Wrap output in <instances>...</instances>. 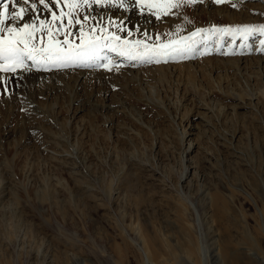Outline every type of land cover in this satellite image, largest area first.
Wrapping results in <instances>:
<instances>
[{"label": "rangeland", "instance_id": "374dc122", "mask_svg": "<svg viewBox=\"0 0 264 264\" xmlns=\"http://www.w3.org/2000/svg\"><path fill=\"white\" fill-rule=\"evenodd\" d=\"M111 4L139 16L118 37L192 52L144 61L117 47L84 72L15 73L0 98V264H225L226 236L264 232V0ZM110 35L93 36L125 41ZM263 236L246 249L261 264Z\"/></svg>", "mask_w": 264, "mask_h": 264}, {"label": "bare ground", "instance_id": "6f19581e", "mask_svg": "<svg viewBox=\"0 0 264 264\" xmlns=\"http://www.w3.org/2000/svg\"><path fill=\"white\" fill-rule=\"evenodd\" d=\"M2 1L3 0H0V2H2ZM37 1H39V0H29V3L26 4V5L21 4V5H17L16 7H14L12 4L8 3V0H5L4 3H3V6L5 4H8L9 13H11L13 11H18L20 6H23L26 9V12L24 13V19L23 20L17 19L15 21H6V22H8L6 24V26H8L9 24H15V26L19 28V27H22V25L25 24V23H32L33 21H35L37 27L42 28V31L36 32V34H35L36 35V40L35 41L39 42V44H40V37L43 36V46H45V47L47 46V43H48V35H47V33H48L49 27L52 28L54 36H55V39L58 40V41H62V38L63 39L70 38V39H68L70 41V43H73L74 39L79 40L78 43L79 42L82 43V41L79 38L80 34L75 33V35H74V33L71 30L63 31V29H62L61 25H65V27L71 26V25L68 24V19H67L69 17L68 14H69L70 10H71V17L74 16L76 18V20L73 23L74 25L72 24V26H71L72 29L73 30H77L78 25H80L79 27L83 28L84 34L88 35V36L97 35V30H99L102 27L105 30H107L108 33H111V34L115 35V33L112 32L113 28L118 29V31L120 33V28L124 27L121 24L128 23V24L131 25V23H135L133 15H135L136 19H138L137 17H139L137 14L134 13L135 9L132 8V6H129L125 10V13L128 14V15H124V11L122 9H119L118 7L112 5L111 3H108V5L100 4V3H94L93 5H89V4L83 3V0H81V2L79 4L69 5V4L64 3V0H60L59 4H56L55 0H45V2L48 5V7L46 8L43 5H39V2H37ZM32 4L36 5L35 9H33L31 7ZM3 6L0 8V11H3ZM88 6H89V8H88ZM110 6L112 8H109ZM213 7L214 6H212V8ZM143 8H144L143 6L140 7V11H141L140 16H142L145 13L142 10ZM182 8H184L185 11H187L186 7L182 6ZM106 9H108L107 10V15L105 14V15L98 16V13L100 11H103V10H106ZM225 9H228V8L225 7ZM47 10H52V11L54 10L56 12V14H57V17L60 18V20L59 19H54L53 13H48ZM119 10L121 12H119ZM112 11H114V12H112ZM212 11L214 12L215 16L224 17L225 20L229 19L228 16H223V14H222V13H225V10L219 11V10H215L213 8ZM194 13L196 14V16L201 14V12H198V11H196ZM56 14H55V16H56ZM42 15L44 16L43 18H41ZM34 16H36L37 18L36 17L33 18ZM128 16H129V18H128ZM151 18L152 17H149V19L147 21H143L142 24L148 25L151 28H153L155 30V33H159V32L161 33V34H158L156 40H158L159 38L162 39L163 38L162 37V33L163 32H161V31H163V29L160 28V27H156L155 26V23L157 24L158 22H161V20L154 19V21H153V19H152V21H150ZM214 20H216V18H214ZM41 21H44L43 25H41V23H40ZM77 21H79V23H77ZM114 23H116V24H114ZM117 24L120 26V28L117 26ZM160 25L161 24H159V23L157 24V26H160ZM97 27H99V28H97ZM57 28H60L63 31V33L57 32L56 31ZM123 29H124L123 31L125 33H128L127 30H125V28H123ZM139 29L135 33H137V35L140 36V38H144L142 33L139 31ZM133 33L134 32H132L130 35H128L126 37L125 36L124 37L123 36L122 37L119 36V37H120L121 40L131 41L130 39H131ZM2 35L7 39V36H8L7 32L2 33ZM145 37L150 38L152 41L154 40V38L152 36H145ZM59 38L61 40H59ZM77 40H76V42H77ZM151 40H148V41L151 42ZM76 42H74V43H76ZM164 43L165 42H160L159 41L157 43L155 42L154 44L157 45V44H164ZM111 45L112 44H108L107 43L106 49L105 50L102 49L103 53L100 52V58H99L100 61H101V59L103 57L105 58V57H108L110 54H113V52H112L113 50L110 49ZM199 47L196 48V51L199 49ZM190 51L192 52V50H190ZM193 53H194V51H193ZM126 56H129V55H126ZM129 57H128V59H129ZM137 60H141V59H137ZM95 62L99 63L98 58H97V60ZM29 63L31 65L30 67H24L23 71L17 72V73L18 74L21 73L22 75L21 74L20 75L22 77H24V79H27L28 81H33V83L37 82V81L40 82V79H44V77H42L43 69L39 68L40 65L38 63L32 61V60H30ZM66 69L67 70H64V68H63L62 70H60V72L55 73V74H57L55 76H62V72H64V73H67V72L77 73V72H80V71L84 72V70H75V69H68V68H66ZM125 74H128V73L127 72L123 73V75H125ZM13 76H15V72H13V73H3L2 71H0V98H2L3 95H4L3 91L6 94V92L8 93V89L10 90V86H12V85H7V84L8 83L10 84L11 80H13ZM18 76L15 77V80H16V78L17 79L19 78ZM50 78H51V76H50ZM117 82L121 83V81H117ZM5 84L7 85V87H5V88L2 87V85H5ZM30 104H31V102H30ZM24 105H25V102L22 101V106H24ZM30 111L28 113H30ZM36 111H38L37 108H36ZM26 112L27 111H25V113ZM257 225H259V224H257ZM257 228H259V227H257ZM258 232H259V234H258ZM258 232H257V234H258L257 237L252 236V234H251V236L250 235L246 236L238 244L233 243L234 241L232 242V239H231L230 236H226V238H225V253L223 254L224 255L225 264H261V262L258 260L259 259L258 257L250 254V253H252L251 252L252 250L251 251L249 250L250 253L246 250V249H254V250L257 249L258 250V249H260L259 247H263L262 246L263 243H262L261 238H259V235L260 234L264 235V232L263 231H258ZM191 243L186 249V252L188 253V257L190 256L192 259L195 258V259L198 260V259H200L199 251H197V249L199 250V247H196L195 244L191 245ZM244 250H246L247 252L244 251Z\"/></svg>", "mask_w": 264, "mask_h": 264}, {"label": "snow or ice", "instance_id": "6c2138e0", "mask_svg": "<svg viewBox=\"0 0 264 264\" xmlns=\"http://www.w3.org/2000/svg\"><path fill=\"white\" fill-rule=\"evenodd\" d=\"M46 8L48 7L45 0H39ZM81 0H64V3L69 5L79 4ZM116 0H83V3H115ZM142 5H148L149 11H151L153 5H168L179 6L181 3L196 4L202 3L203 0H137ZM226 0H215V3L222 4ZM8 3L14 7L17 5H26L29 0H8ZM56 4L60 3V0H55ZM121 6H123V0H120ZM31 7L35 9L36 5L32 4ZM233 7L235 5L233 4ZM164 14H167L168 8L162 9ZM26 9L20 6L18 11L9 13L8 4L3 6V11H0V33L7 32V39L0 34V71H15L18 65H22L25 59H30L36 63L41 61L52 63L57 67H67L70 64H78L79 66L90 67L93 62L97 60L99 51L105 46L101 43L104 38L95 36H86L81 28L80 44H72L67 38L63 41L55 39L53 30L51 27L48 29V43L47 46H43V36L40 37V45L38 46L34 41L36 40V32L42 31V28L37 27L35 21L32 23H25L22 27H16L15 24H9L6 26V21H15L17 19L23 20ZM68 24L72 25L71 10L69 12ZM54 19H59L53 13ZM159 18V17H158ZM41 25L44 21L40 22ZM79 23V21H77ZM57 32H61L60 28L56 29ZM201 31V30H198ZM227 31H231L230 29ZM147 35V34H145ZM112 41H119L120 37L112 34L109 37ZM264 43V42H262ZM66 46V47H65ZM140 46L143 47V51L140 50ZM120 48L121 55H129L133 59H141L144 61L152 59L153 56L160 55H182L189 51L186 46H179V42L169 41L166 44L148 45L143 41H135L131 44L129 41H123L122 45L114 44L112 50ZM159 62V60H157Z\"/></svg>", "mask_w": 264, "mask_h": 264}]
</instances>
